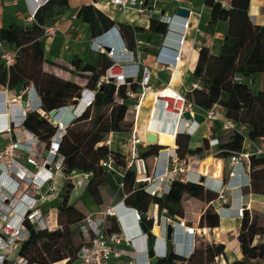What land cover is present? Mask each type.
<instances>
[{
	"label": "trees",
	"instance_id": "16d2710c",
	"mask_svg": "<svg viewBox=\"0 0 264 264\" xmlns=\"http://www.w3.org/2000/svg\"><path fill=\"white\" fill-rule=\"evenodd\" d=\"M206 3L211 7L208 28L212 29L221 14L228 17V27L218 54H212L206 47L200 48L197 63L192 72L198 86L191 88L185 96L193 108L202 111L213 109L224 118L246 124L249 127L247 135L250 139L256 140L264 137V89L254 91L244 81L255 74H264V28L253 24L249 19L247 15L249 0H231V8L228 11H223L218 1L206 0ZM67 6V0H50L35 13L31 26L25 28L15 22H10L0 29V39L19 48L17 60L9 69H5L0 62V84L12 88L19 83H33L41 101L40 109L46 114L55 108L77 105L85 89L94 91L92 103L64 128L57 149L64 158L63 172L67 175L77 170L91 173L93 176L88 181L86 191L96 202L99 198V188L107 185L113 191L117 190L120 196L127 193L125 203L140 212H145L150 204L156 203L159 210L165 209L170 216L182 215L181 201L184 195L206 202L217 199V193L206 190L202 185L181 181H173L169 193L162 198L152 197L134 183V172L131 170H126L124 173L120 179L122 187L119 188L120 181H114L113 173L106 171L100 165V161L109 153L114 154L116 160L123 158L122 154L109 149L108 146L102 144V141L107 132H119L124 128H129L126 118L128 110L126 92L128 90L136 92L138 82H130L129 86L120 85L118 87L112 82L99 84L98 78L109 66L110 60L104 70L92 76H84L86 79L84 87L42 70L45 62L44 42L41 39L44 27L52 25L54 19L59 17ZM76 16L88 24L91 38L101 35L114 26L107 16L93 6H82ZM128 29L132 34L130 28ZM150 31L164 33L166 25L152 20ZM119 32L123 37V30L119 28ZM71 65L75 71L81 72L84 62L76 57L71 60ZM253 98H256L253 115L248 119ZM82 121L89 122V126L85 130L74 133L70 125ZM23 125L46 142L47 148L57 131V126L52 125L37 111L27 112ZM219 141L217 149L220 152L216 156L226 158L232 152L241 149L243 136L237 132H228ZM175 143L179 161H182L186 155H199L204 149L202 147L189 149L188 134H177ZM163 148L158 144H151L141 151L139 156L147 160ZM217 157L209 156L205 160L217 159V164L221 166L223 160ZM248 178L249 186L242 187V190L249 189L253 193L264 195V157L250 159ZM57 210L61 215L62 206H58ZM254 212L255 216H252L249 210H243L237 235L242 257L230 264L264 262V241L255 242L256 237H264V220L259 223L258 211L254 210ZM144 225L149 230L152 221L144 219ZM199 225L211 228L219 225V215L212 206L207 207L202 213ZM26 227L29 235L22 243L19 255L30 264H52L65 259L64 264H73V260L76 262L75 254L84 244L79 232L78 236L82 241L73 248L74 234L70 230H35L28 223ZM154 238L148 231V247L153 246ZM172 247V243L167 242L166 255L159 258L155 264H209L220 256L224 257V245L221 243L208 244L205 250L197 255L195 254L196 247H194L188 258L175 254ZM64 250L68 254H65Z\"/></svg>",
	"mask_w": 264,
	"mask_h": 264
},
{
	"label": "built area",
	"instance_id": "2783aa9c",
	"mask_svg": "<svg viewBox=\"0 0 264 264\" xmlns=\"http://www.w3.org/2000/svg\"><path fill=\"white\" fill-rule=\"evenodd\" d=\"M16 1V0H12ZM50 0H25L29 15L25 21L34 20L35 13ZM150 0H109V3L121 10L126 8H134L139 14H146L149 18H153V8L148 6ZM3 0H0V7ZM159 21L166 24V31L162 35L161 44L155 63L160 68H174L181 58L182 48L185 43L186 33L189 27L188 20L182 18L179 27H173L174 20L168 15L162 14ZM57 27L54 25L46 26L43 30V37L46 40L53 39L56 36ZM169 35H172L174 45L166 43ZM136 45L143 44L142 40H135ZM109 47V51L106 50ZM116 48V49H115ZM90 49L94 52H103L110 60L109 66L104 73L99 76L98 83L112 82L117 87L120 85L129 86L130 82H138L140 91H127L128 99H134L132 106L137 111L141 101L147 93H153V86L150 83L151 71L146 65H141L135 56L133 50L128 49L121 38L119 28L113 26L101 35L94 37L90 42ZM115 49V50H114ZM18 56L17 51H6L3 49L0 41V60L5 67L11 66ZM240 80V78H236ZM88 101V106L94 99V91ZM26 95L24 105L14 101L9 102L6 115L0 118V135L5 133L16 132L20 138L11 141L3 150L0 151V264H30L24 257L19 255V249L22 243L28 238L29 231L26 227L28 223L35 230L50 229V222L41 212L40 204L43 202L47 194L54 192L53 181L57 174L62 172L64 158L58 153L57 149L62 138L64 128L58 127L56 133L50 141L49 147L45 150V154L41 153V139L30 130L24 127V120L27 112L41 111L40 98L33 86L26 87L22 90ZM8 99L7 93L0 94V106L3 101ZM122 101L121 99L119 100ZM154 108H151L149 121L152 119V109L157 110V117L165 116L162 124L167 128L169 124L176 122L178 125L177 134L193 135L198 125L191 119L185 117L188 112L193 116V106L187 100L186 96L178 91H173L170 96H158L153 101ZM204 112V119L208 122L219 121L220 128L223 132H237L243 136L242 147L239 151L232 152L227 159L233 166L241 170V176L244 178L237 185L238 189L249 186V165L252 157H264V137L252 140L247 134L243 133L244 124L237 123L232 119L220 117L219 114L209 109ZM196 126H193V125ZM152 132L158 136V133L146 128L142 133L135 129L130 130L127 144L130 147V157L123 158V170L117 171L116 158L114 154L109 153L100 161V165L108 172L117 174L119 178V188L122 187L121 178L126 170L134 172V183L148 195L156 198H162L168 194L173 181L190 182L189 171L184 161H179L175 152H167L165 160L161 159V153L164 149L159 150L158 154L152 157L153 164L149 169L148 162L145 158L136 154L139 146L151 145L145 141L146 134ZM102 141V144L110 146L111 136ZM158 142V139H157ZM220 141L218 138L208 139V146L216 148L214 155L220 150L217 149ZM125 157V156H124ZM89 174H85L87 176ZM235 176L234 169L229 172V177ZM206 176H204V179ZM221 185L223 179H220ZM202 186L207 187L210 191L217 193L218 199H224L222 187L212 182L208 184L205 180L195 181ZM22 185H25V191H21ZM152 206L156 210L158 205L153 203ZM221 209H224L221 208ZM220 210V209H219ZM243 210L247 207H239L234 210V215L242 217ZM166 213V210H163ZM264 214V205L262 208ZM130 214V215H128ZM145 216L152 221V225H159L160 234L154 236V242L151 249L154 256L163 258L167 253V228H171V238L173 240L174 228H185V236L190 240L186 244L178 246L173 243V252L183 258H188L194 250L195 242L206 239L210 241V234H213L210 227H185V222H172L169 218L155 212L150 213L147 210ZM136 223L135 226L128 220ZM113 217L117 222V228L113 229L108 225V218ZM142 213L125 206L123 201L108 207L105 211L96 215L85 216L78 224L77 229L83 239L84 244L75 254V260L78 264H111V260L120 259L122 256L128 258L124 264H150V257L147 256L148 248V231L143 232L140 228ZM188 232V233H187ZM135 240H139V246L145 247V251H128L120 248L118 245L135 247ZM145 255V258H144ZM222 259V256H220ZM217 259V258H216Z\"/></svg>",
	"mask_w": 264,
	"mask_h": 264
},
{
	"label": "crops",
	"instance_id": "0c3cea01",
	"mask_svg": "<svg viewBox=\"0 0 264 264\" xmlns=\"http://www.w3.org/2000/svg\"><path fill=\"white\" fill-rule=\"evenodd\" d=\"M215 1L220 2V4L223 7V11L224 10L228 11L231 8V0H215ZM18 4H21L22 6H24V8H27L25 0H16V1L3 0V5H1V7L4 10L6 9L8 10V8L15 7ZM67 4H68L67 8L58 17V20L52 24L57 27L56 36L53 39H49V40H46L43 37V34L41 36V39H43V42H44V58H45V62L42 65V70L47 73L53 74L54 76L60 79L68 80L72 82H75V81L73 79H70L68 76H65L61 72V67L57 66V64L48 66V67L46 66L48 63V60H47L48 53L51 59H53L55 63L60 61L61 63H63V65H66V66H68L67 65L68 62H70L71 64L72 59L79 57L84 62V67L82 70H84L85 71L84 73H87L90 76H92L96 72L104 70L105 68L104 65L106 64L107 60L109 61V58L107 57L105 53L94 52L90 49V42L92 38L88 31L89 26L81 18H78L76 16L78 10L82 6H93L94 8L102 12L105 16H107L112 21V24L114 26L123 30L124 34H123V37L121 38H122L124 45L128 49L133 50L135 52L136 59L141 65H146L150 68V71H151L150 83L153 86V93L159 91L162 88L170 87L173 91H178L185 95V93L188 92L191 88L197 87L198 82L193 78L192 72L197 63L198 52L200 48L206 47L209 49V51L212 54H218L220 52V48L223 43V38H224V35L228 27V17L224 14H221L219 19L214 23L212 29L208 28V24H209L210 17H211V7L207 5L206 0H150L147 4L149 7L153 8V11H154L153 18H149L146 14L137 13L134 8H126L124 10H121L118 7L111 5L109 3V0H67ZM177 8H183V9L188 10L187 17H182V16L177 15L175 13V10ZM162 14L168 15L173 18L174 23L172 26L175 28L179 27V22L182 20V18L187 19L188 24H189L186 37H185V43H184V46L181 52V58L176 63L175 67L170 68V69L160 68L159 65L155 63V56L158 53L159 46L161 44V38L165 32L164 33H157V32L154 33L150 31V24L152 20L159 21V17ZM247 15L253 24L264 28V0H249V4L247 7ZM4 18H6V21L3 27H6L10 22H15L13 20L12 21L7 20V14H5ZM33 21L27 22V23L25 21V24L29 23L31 26ZM3 27H0V29ZM128 28H130L132 34H130ZM76 31L78 32L76 33ZM62 39H66V42L68 44L67 50L63 51V53L60 51L61 47L59 46V41H61ZM136 39L142 40L143 44L137 46L135 43ZM0 41L2 42V46L4 50L17 51L19 54L18 47L14 46L13 44H9L3 39H0ZM166 43L171 46L174 45L172 35H169ZM75 49L77 50L79 49L78 55L72 54ZM16 60L17 58L15 59L14 63L16 62ZM89 63H92L93 65H90ZM3 66L5 69H9L10 67V66L5 67L4 64ZM248 85L251 87L250 84ZM30 86H33L35 88L33 83H27V84L19 83L18 85L12 88H9L5 85L0 84V94L3 95V97L5 95V98H6V93H7V97H8L7 101L6 99L3 101V110L0 111V118L2 116H7L6 115L7 109H5V107L6 108L8 107L10 100L16 103H21V104L24 103V100L26 99V95L22 93V90ZM263 89H264V81L260 83L259 88L255 90L253 89V90L258 91V90H263ZM138 91H140L139 84H138V88L136 92ZM146 95L141 101L140 106L137 111H139L142 105H145ZM128 101H132L135 103L134 99H128ZM151 105H152L151 101H149V103L146 104V109L148 113L146 116V121L144 124H142V127L140 129H138L137 127L130 128L126 136L121 138V140L124 141L123 146H125V150L123 152L120 146L118 147V151L120 152V154H122L123 157L124 156L126 158L130 157V153H131L130 147L127 144V139H128L130 130L135 129L136 131L142 133L147 128L146 126H147V122L149 121V115H150V111L152 108ZM67 107L68 106H64L61 108H67ZM1 109H2V103L0 106V110ZM38 113L41 116L46 117L48 119L49 115L46 114L45 112L39 111ZM130 113H133V110H130V108L128 107L127 116ZM70 114L71 112L68 111L67 114L63 115L64 116L62 117L63 123H65L68 120L69 118L68 116ZM218 114L220 117H223L220 113ZM74 115H76V113L74 114L72 113L73 118L70 117L69 118L70 120L68 121H71L72 119H74L76 117V116L74 117ZM185 117L187 118L191 117V119L195 122V124L198 125L195 133L193 135H188V148L193 150L195 148L202 147L204 149L202 153H200L199 155H186L182 161L186 163L187 169L191 162V168H190L191 171L194 173L200 174V178L204 177L205 175L213 177V178H205V179L207 180L210 179V182L214 183L215 185L220 186V189L222 187L224 199L222 200V199L217 198L213 201L206 202L204 200H200L197 198H191V197H187L186 195H184L181 201V205L183 209L182 215L170 216L167 214V212L165 213L163 211L164 209L159 210L157 208L155 210L152 204L148 206L147 210H149L150 213H153L156 211L158 216L163 215L169 218L172 222H178V221L183 220L185 222V227L201 228V227H205L206 225L205 226L199 225L200 216L202 215V213L205 211L207 207L212 206L213 209L219 215V225L217 227H213L212 231L213 233H215V235L217 234L218 239H219L217 241L224 245V251H223L224 257L222 256L223 263H228V264L234 263L235 261H237V259H239L242 256V254H241L239 243L237 240L241 218L238 216H235L233 212L236 208L247 207L249 211L253 209L255 211L262 213V208L264 205V195L253 193L249 189H243V190L237 189V185L239 184L240 181H243L244 178L240 175L241 170L237 167L233 168V166L228 162L227 159L225 160L224 158L217 157L216 155H210V156H215L217 158H221L223 160V163L221 166L217 164L216 162L217 159H206L205 160V158L209 156L201 160H193V159H198L200 155L204 154L205 152L209 150L215 151L216 148H210L208 146V139L218 138L220 140L223 136L219 137L215 135L214 131L217 129H220V131L222 130L220 128L219 121H214V122L206 121L204 119V112L202 110L193 108V116H191L187 112L185 114ZM48 121H51V120H48ZM195 124L193 126H196ZM52 125L56 126L53 123ZM118 133L119 132H113L116 138L119 135ZM223 133H224V136L225 134H227L225 132ZM19 138H20V135L16 132H12L10 134L8 133L1 134L0 135V151L3 150L11 141L17 140ZM157 139H158V136H157ZM156 144L164 147L163 148L164 150L161 153L162 159L166 158L168 154L167 152L176 153L177 146L175 143V139L173 141V144L169 146L159 144L158 142ZM147 147L148 145L139 146L136 149V154L139 155L140 152L147 149ZM40 148H41L40 149L41 153L45 154V150L47 149L46 142L42 141ZM152 157L153 156L147 159L149 169L152 167V164H153ZM203 167L204 169L202 170ZM232 169H234L235 176L233 178H230L229 172ZM62 178L64 179L62 173L56 175L55 180L53 181L54 192H52L51 194H47L43 202L40 204L41 212L44 215V217L49 220L51 226L54 224V222H56V216H57V211H58L56 199L58 196L59 183L60 181H62L60 179ZM112 178L114 181H117L119 180L120 177L117 174H113ZM81 179L85 181L86 183H88L89 181L88 178H81ZM220 179H223L222 185H221ZM194 182L195 181H193V183ZM187 183H190V182H187ZM203 187L206 190H209L207 187L205 186ZM25 189H26L25 185H22L21 191H25ZM75 190L76 188L73 189V191ZM109 192H112V194H110ZM73 195L78 196V192L73 193ZM87 195L88 197L86 198V201H87L86 205L88 207V213L85 214L84 217L88 215H96L99 212H103L108 207L120 201H123V204L125 206H128L124 201V199L127 197L128 194L123 193L122 196H120V193H118L117 190L113 191L107 185H103L102 187L99 188V198L97 202L92 198V196L88 192H87ZM221 203L225 205L224 209H227L228 212H223V213L219 212V209L222 208V207H219ZM145 212H140L142 213V217H141V221L139 222V225L145 226L144 219L148 220L144 214ZM128 220L131 224L135 226V229L138 232L136 223L130 219V216H128ZM107 223L111 228L113 229L117 228L116 220L113 217H109ZM51 226H50V229H51ZM147 231H149L153 236L159 235L160 234L159 225H152L149 230L147 229ZM173 237L176 243L178 244V246L186 244V242L190 240L189 237L185 236L184 227L183 228L175 227ZM138 241L139 240H135V247L126 246L125 244H120L118 246L128 251H131V250L142 251V252L145 251L144 250L145 247L143 246L141 248L139 246ZM231 241L235 242L233 247H229L228 245L229 242ZM167 242H171L173 246L174 241H172V239L168 240ZM148 248L150 249L151 247H148ZM229 253L234 254L233 258L228 259L227 255ZM144 258H145V255H144ZM127 260H128L127 257L122 256L120 259L111 260L110 263L111 264H124ZM65 262H66V259L60 262L52 263V264H57V263L64 264ZM76 264H78L77 261H76Z\"/></svg>",
	"mask_w": 264,
	"mask_h": 264
},
{
	"label": "rangeland",
	"instance_id": "374dc122",
	"mask_svg": "<svg viewBox=\"0 0 264 264\" xmlns=\"http://www.w3.org/2000/svg\"><path fill=\"white\" fill-rule=\"evenodd\" d=\"M5 14H7V20H9V21L13 20L18 25L23 26L25 28L30 26L29 23L25 24V20H24L29 15V12H28L27 8H24V6H22L21 4H18L15 7L8 8V10L7 9L4 10L2 7L0 8V27H3L5 24V21H6V18H4ZM57 20H58V17H56L54 19L53 23H55ZM77 32L78 31H76V33ZM75 45H77V44H75ZM59 46L61 47L60 51L62 53H63V51L67 50L68 44L66 42V39H62L61 41H59ZM78 51H79V49L78 50L75 49L72 54L78 55ZM47 60H48V63L46 65L47 67L57 64V66L61 67V72L65 76H68L70 79H73L81 87L85 86L86 79L84 78V76H88V74L84 73L85 72L84 70H82L81 72L75 71L73 66L70 64V62H68V64H67L68 66L63 65V63H61L60 61L55 63L53 61V59H51L49 53L47 54ZM107 63H108V60L104 66H106ZM89 64L93 65L92 63H89ZM244 81L247 84L251 85V87L250 86L249 87L252 90L253 89L255 90V89L259 88L260 83H262L264 81V75L255 74L252 77L244 79ZM153 97H154V93L147 94L145 97L146 103H145V105H142V107L139 109V111H134L132 109L134 102H132V101L126 102L128 107L130 108V110H133V113H130L127 116V122L129 123V126H128L129 128H124V129L120 130L117 138L115 137V134H112L111 144L109 146V149L119 152L118 147L121 146V150L124 152V150H125V146H123L124 141L121 140V138L126 136V134L129 132L128 130L130 128H136L137 127L138 129H140L142 127V124H144L146 121V116L148 113L147 109H146V104L149 103V101H151V104H152ZM255 100H256V98L252 99L251 107H250L249 114H248V119H250L253 115V108H254ZM48 120H51L49 122H52L53 124H55L57 126V124L55 123V120L52 119L50 116H48ZM69 122L70 121L63 124L64 128H65V126H67V124ZM244 125H245V129L243 130V133L247 134L249 127L246 124H244ZM70 126H71L72 131L74 133H77L81 130H85L89 126V122L82 121V122H79V123H76V124L70 125ZM109 133L110 132H107L104 135V140L109 138L108 137ZM214 134L219 136V137L224 136V133L222 131H220V129L215 130ZM213 153H214V150H211V151L209 150V151L205 152L204 154L200 155L198 159H193V160L204 159L207 156L214 155ZM123 158H126V157H123ZM123 158L116 160V164H117L116 168L120 172L123 170V164H124ZM61 173H62L64 179L63 178L60 179L62 181H60V183H59L58 196L56 199V204H57V206H62L63 212L61 215H59L58 211H57L56 222H54V224L51 226L50 230L51 231L56 230V229L70 230V232L74 234V237L72 239V247L74 248L78 244H80V242L82 241V240H80V238L78 236L77 222L79 220H81L85 214L88 213V207L86 205L87 204L86 198L88 197L87 192H86V187H87L88 183L83 181L81 178H88L90 180L93 175L91 173H85V172H81L78 170L67 175L63 172V169H62ZM61 173H59V174H61ZM85 174H89V175H87L88 177L85 176ZM196 184H198V183H196ZM75 188H76V190L73 191V189H75ZM82 190H84V191H82ZM77 192H78V196L73 195V193H77ZM109 193L112 194V192H109ZM224 206L225 205L223 203H221V205H219V207H222V208ZM257 214H258L257 215L258 216V222L259 223L263 222L264 214L258 213V212H257ZM250 215L255 216V212L253 209L250 210ZM210 237H211L210 241L203 239V240H198V242H195L194 247H196V250H195L196 255L203 252L205 250L206 245L214 243L217 240H219L217 234L215 235V233H213L212 235L210 234ZM255 240H256V242L260 241V240L264 241V237H260V238L256 237ZM216 243H219V242L217 241ZM234 243L235 242H233V241L229 242V244H228L229 247H233ZM61 246H63L62 243H61ZM64 252H65V250H64ZM65 254H68V253L65 252ZM233 256H234V254H232V253H229L227 255L228 259L233 258ZM241 257L237 260H240ZM73 264H76V262L74 260H73ZM209 264H226V263H223V259H221L219 257L213 263L210 262ZM260 264H264V262H261Z\"/></svg>",
	"mask_w": 264,
	"mask_h": 264
},
{
	"label": "bare ground",
	"instance_id": "6f19581e",
	"mask_svg": "<svg viewBox=\"0 0 264 264\" xmlns=\"http://www.w3.org/2000/svg\"><path fill=\"white\" fill-rule=\"evenodd\" d=\"M172 93H173V90L170 87L162 88L161 90L154 93L153 101H154L155 96L156 97H158V96H170ZM85 97H87L86 94L82 100L80 98L78 101V102H80L79 107H78L80 110L86 105ZM153 101H152V105H151L152 108H154ZM75 107H76V105H74V107L72 109H70L69 106L67 108L61 109L60 114L56 118H53V117H51V118L55 120V123L57 124L58 127L63 128L64 127L63 124H65L68 120H70L69 118L72 117V113L74 114L73 110ZM68 111L71 112V114L68 116L69 117L68 120L65 123H63L62 117H64L63 115L67 114ZM79 111L76 112V115L79 114ZM163 118H165V116L161 115L158 119L157 110L152 109V119H150V121L147 122L146 127L148 129H150L151 131H155L158 133V143L159 144L169 146V145L173 144V141L175 139V133H177L179 128H178V125L176 124V122H174L173 124H169V126L165 130L163 128L164 126L162 124ZM190 168H191V162H190L189 167H188V171L190 172L189 173V179L193 180V181H198L200 179V174L192 172ZM205 176H206V178H213L211 176H207V175H205ZM205 182L208 184L210 182V179H208V180L205 179Z\"/></svg>",
	"mask_w": 264,
	"mask_h": 264
},
{
	"label": "water",
	"instance_id": "95a60500",
	"mask_svg": "<svg viewBox=\"0 0 264 264\" xmlns=\"http://www.w3.org/2000/svg\"><path fill=\"white\" fill-rule=\"evenodd\" d=\"M175 13H176L177 15H179V16L187 17V15H188V10L183 9V8H177V9L175 10ZM109 49H110L109 47H106V50H107V51H109ZM85 94H86V96H87V97H85L86 105L80 110V109L78 108L80 102H78V104L76 105V107L74 108L73 111H74V113H76V112L79 111V110H80V111H79V114L74 115V117H75V116L78 117V116H79V115H80V114L86 109V107L88 106V101H89V99L91 98L92 94H88L87 91H83V92H82V95H81V100L84 98ZM23 105H24V104H23ZM73 107H74V105H70V106H69L70 109H72ZM61 109H64V108H58V109L55 108V109H52V110L48 113V115H49L50 117L56 118V117L60 114ZM163 128H164V127H163ZM164 129L166 130L167 128H164ZM145 141H146L147 143H149V144H156V143H157V135L154 134V133H152V132H148V133L146 134ZM203 169H204V167L202 168V170H203ZM200 180L203 181V180H205V179H204V177H201ZM237 189H238V188H237ZM219 212H220V213L228 212V210H227V209H220ZM221 216H222V214H221ZM140 228H141V230H142L143 232H146V231H147L146 227L143 226V225H140ZM166 239H167V240H170V239H171V228H170V227L167 228ZM148 255H149V257H150V264H155V262L158 260V258L154 256V251H153V249H151V248L148 249Z\"/></svg>",
	"mask_w": 264,
	"mask_h": 264
},
{
	"label": "clouds",
	"instance_id": "9594fccd",
	"mask_svg": "<svg viewBox=\"0 0 264 264\" xmlns=\"http://www.w3.org/2000/svg\"><path fill=\"white\" fill-rule=\"evenodd\" d=\"M87 107H88V106H87ZM87 107H86V108H87ZM65 127H66V126H65ZM63 128H64V127H63ZM161 159H162V158H161ZM162 160H165V159H162ZM239 190H240V189H239ZM171 239H172V238H171ZM171 239H170V240H171ZM166 240H167V239H166ZM167 241H168V240H167ZM172 241L176 242V241L174 240V237H173V240H172ZM174 242H173V243H174ZM176 244H177V243H176ZM177 245H178V244H177ZM147 256L149 257V255H148V250H147Z\"/></svg>",
	"mask_w": 264,
	"mask_h": 264
}]
</instances>
